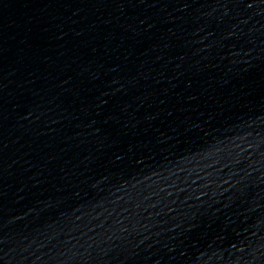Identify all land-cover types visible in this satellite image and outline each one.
<instances>
[{"label":"water","instance_id":"1","mask_svg":"<svg viewBox=\"0 0 264 264\" xmlns=\"http://www.w3.org/2000/svg\"><path fill=\"white\" fill-rule=\"evenodd\" d=\"M0 264H264V0H0Z\"/></svg>","mask_w":264,"mask_h":264}]
</instances>
